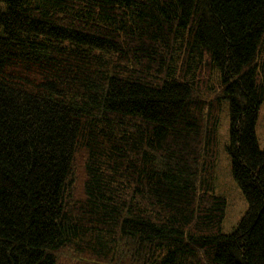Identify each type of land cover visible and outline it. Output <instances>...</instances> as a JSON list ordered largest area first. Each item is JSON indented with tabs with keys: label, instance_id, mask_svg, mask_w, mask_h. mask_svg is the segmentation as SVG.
I'll list each match as a JSON object with an SVG mask.
<instances>
[{
	"label": "trees",
	"instance_id": "1",
	"mask_svg": "<svg viewBox=\"0 0 264 264\" xmlns=\"http://www.w3.org/2000/svg\"><path fill=\"white\" fill-rule=\"evenodd\" d=\"M263 104L264 0H0V264H264Z\"/></svg>",
	"mask_w": 264,
	"mask_h": 264
},
{
	"label": "rangeland",
	"instance_id": "2",
	"mask_svg": "<svg viewBox=\"0 0 264 264\" xmlns=\"http://www.w3.org/2000/svg\"><path fill=\"white\" fill-rule=\"evenodd\" d=\"M256 136L260 149H264V104L257 113ZM228 107H223L218 130V158L215 169L214 192L225 198V218L222 233H231L247 209V202L231 173V157L228 154Z\"/></svg>",
	"mask_w": 264,
	"mask_h": 264
}]
</instances>
